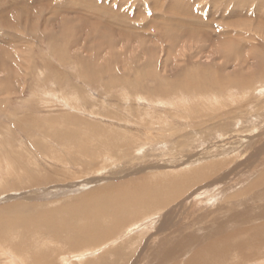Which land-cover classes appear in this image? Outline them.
Here are the masks:
<instances>
[{
	"label": "rangeland",
	"instance_id": "obj_1",
	"mask_svg": "<svg viewBox=\"0 0 264 264\" xmlns=\"http://www.w3.org/2000/svg\"><path fill=\"white\" fill-rule=\"evenodd\" d=\"M262 224L264 0H0V264H264Z\"/></svg>",
	"mask_w": 264,
	"mask_h": 264
},
{
	"label": "bare ground",
	"instance_id": "obj_2",
	"mask_svg": "<svg viewBox=\"0 0 264 264\" xmlns=\"http://www.w3.org/2000/svg\"><path fill=\"white\" fill-rule=\"evenodd\" d=\"M176 2V1H175ZM159 6V5H158ZM19 7V6H18ZM21 9V8H20ZM182 13H183V11H182ZM185 14V13H184ZM166 23V22H165ZM170 25V24H169ZM188 32H189V35L191 36V33H190V31L188 30ZM187 32V33H188ZM123 33V32H122ZM194 35V34H193ZM127 39V38H126ZM14 75V74H13ZM139 187V186H138ZM151 188V187H150ZM153 188V187H152ZM151 188V189H152ZM116 189H118V187L116 188ZM135 189H137V188H135ZM142 190V189H141ZM129 191H130V189H129ZM123 192V191H122ZM148 192H150L151 193V195H152V197H154V195H155V193H153V190H151V191H148ZM157 192H158V190H157ZM113 193V192H112ZM140 193V191H139V189H137L136 190V192H135V190L134 191H132L131 193L129 192H123V194H121V197H117V198H112V200H105V201H103L102 202V204L104 205V207L107 205V212L109 213V214H112L111 212H112V210L114 209V208H116V207H118V208H120L121 206H122V204L123 203H127V202H129V201H131L132 200V198L134 199L135 197H136V195L137 194H139ZM146 193V192H145ZM98 194V193H97ZM99 196V195H98ZM98 196H97V198H98ZM101 196V195H100ZM128 199V200H127ZM135 201H136V199H134ZM87 202V201H86ZM89 202V201H88ZM141 203V200H138L137 201V204L138 203ZM81 203H85V202H81ZM136 204V205H137ZM74 205V204H73ZM82 206V205H81ZM85 206V205H84ZM138 206V205H137ZM89 210V209H88ZM105 209H103V211H104ZM75 211V210H74ZM98 211V210H97ZM78 213H79V211H78ZM71 214V213H70ZM262 216V215H261ZM260 217V216H259ZM79 228V227H78ZM83 229V228H82ZM73 231H74V228L72 229ZM83 231H84V229H83ZM82 231V232H83ZM94 231V230H93ZM250 231H251V234L252 235H254V236H257L254 232H259V233H263L264 234V224H262V225H259V226H257V227H252V228H250ZM88 232V231H87ZM246 232V231H245ZM84 233V232H83ZM86 234V233H85ZM92 234H93V232H92ZM91 234V235H92ZM89 235H90V233H89ZM235 236V234L233 235V236H231L230 237V240H234L233 238H235L234 237ZM239 237V236H238ZM240 243H241V241H238V242H232L231 243V245H230V251H231V249H233V248H235V249H239L240 248ZM223 244V241L222 240H220V239H217V240H215L214 242H212V243H210L209 245H206V248H205V250H204V254H206V256H205V259L206 260H208V262H206V261H204V262H202V263H200V264H215V262H219L222 258H224L223 256L226 254V252H227V250L229 249V246H227V245H223V246H219V245H222ZM197 254H199V250L197 251ZM196 255V254H195ZM217 264V263H216Z\"/></svg>",
	"mask_w": 264,
	"mask_h": 264
}]
</instances>
